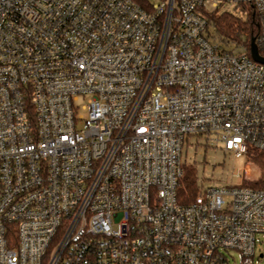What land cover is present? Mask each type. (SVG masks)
Wrapping results in <instances>:
<instances>
[{
    "label": "built area",
    "instance_id": "2783aa9c",
    "mask_svg": "<svg viewBox=\"0 0 264 264\" xmlns=\"http://www.w3.org/2000/svg\"><path fill=\"white\" fill-rule=\"evenodd\" d=\"M231 6L264 58V0H0V264H254L248 170L177 198L191 138L264 151V63L208 21Z\"/></svg>",
    "mask_w": 264,
    "mask_h": 264
},
{
    "label": "trees",
    "instance_id": "16d2710c",
    "mask_svg": "<svg viewBox=\"0 0 264 264\" xmlns=\"http://www.w3.org/2000/svg\"><path fill=\"white\" fill-rule=\"evenodd\" d=\"M213 35L218 38L225 47L232 49H244L250 55L252 41H258L261 34V26L253 9L246 7L243 14L234 12H210L207 14ZM246 162L256 165L260 170L259 178L247 180L244 187L257 189L264 188V151L248 148ZM183 176L180 179L177 198L180 204H191L198 193L197 167L194 164H185Z\"/></svg>",
    "mask_w": 264,
    "mask_h": 264
},
{
    "label": "rangeland",
    "instance_id": "374dc122",
    "mask_svg": "<svg viewBox=\"0 0 264 264\" xmlns=\"http://www.w3.org/2000/svg\"><path fill=\"white\" fill-rule=\"evenodd\" d=\"M152 3H157L158 0H149ZM233 12L234 10L231 6ZM87 103V99H80L75 103L81 106ZM85 110L81 107L78 109V115L84 116ZM189 142H193L192 145L185 144L183 152V160L189 164H194L197 167L198 174L209 179L206 181V185H210L212 182L218 186L241 183V179L237 175H242L244 169L248 170L249 177L247 180H255L260 176L259 168L252 164L247 163L246 158H237L233 153H225L223 150H216L211 147H206L202 139L196 140L195 137L191 138ZM199 142V144H197ZM201 142V143H200ZM213 179V180H211ZM260 242L257 243L256 257L254 264H264V235L258 236ZM263 254V257L259 256ZM229 264H242L241 254L238 251L232 250L228 254Z\"/></svg>",
    "mask_w": 264,
    "mask_h": 264
},
{
    "label": "water",
    "instance_id": "95a60500",
    "mask_svg": "<svg viewBox=\"0 0 264 264\" xmlns=\"http://www.w3.org/2000/svg\"><path fill=\"white\" fill-rule=\"evenodd\" d=\"M251 55H252V57L256 61H259L261 63H264V58L261 57L259 55V53H258V48H257V44H256V41L255 40L252 41V45H251ZM259 257L262 258L263 257V254H261Z\"/></svg>",
    "mask_w": 264,
    "mask_h": 264
}]
</instances>
